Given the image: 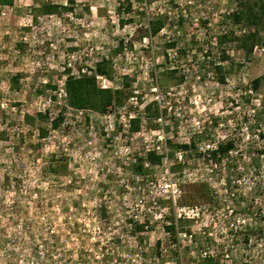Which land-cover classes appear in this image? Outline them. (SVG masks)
<instances>
[{
	"label": "rangeland",
	"instance_id": "1",
	"mask_svg": "<svg viewBox=\"0 0 264 264\" xmlns=\"http://www.w3.org/2000/svg\"><path fill=\"white\" fill-rule=\"evenodd\" d=\"M0 264H264V0L0 5Z\"/></svg>",
	"mask_w": 264,
	"mask_h": 264
},
{
	"label": "trees",
	"instance_id": "2",
	"mask_svg": "<svg viewBox=\"0 0 264 264\" xmlns=\"http://www.w3.org/2000/svg\"><path fill=\"white\" fill-rule=\"evenodd\" d=\"M14 0H0V5L11 6L13 5ZM43 12L45 15H53L57 14L59 7L56 5H45L43 7ZM247 11H253V8L246 9ZM246 11V12H247ZM252 14V13H251ZM238 21L241 20V17H237ZM161 26V25H160ZM159 27H154L153 32L157 33L160 29ZM223 44V41H221ZM100 72H103L102 68L99 67ZM257 86V83H255ZM66 92L68 95V101L70 107L78 110H84L87 108H94L100 110L101 112H105L107 108L114 105L116 99L119 97L120 92L114 91L112 89H100L96 84L95 78H83V79H69L66 83ZM62 117H59L58 120L55 121V127L59 126L60 122H62ZM133 126H131V130L133 132L139 129L138 121H133ZM184 149H188V146H184ZM222 151L225 153L226 149L223 148ZM150 158L152 161L155 159H160L155 156L154 153H151Z\"/></svg>",
	"mask_w": 264,
	"mask_h": 264
}]
</instances>
